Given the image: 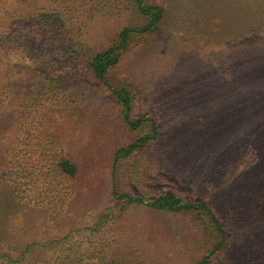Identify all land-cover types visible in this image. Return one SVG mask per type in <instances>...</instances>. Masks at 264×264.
Segmentation results:
<instances>
[{"label":"rangeland","instance_id":"obj_1","mask_svg":"<svg viewBox=\"0 0 264 264\" xmlns=\"http://www.w3.org/2000/svg\"><path fill=\"white\" fill-rule=\"evenodd\" d=\"M145 1L162 7L156 29L133 38L121 73L108 74L136 98L134 114L158 124L156 169L145 172V184L207 204L224 232L210 264H264V0ZM143 24L131 0H0V145L45 115L82 167V197L61 208L42 211L14 195L0 222V252L16 258L25 243L49 244L0 264H97L101 247L121 264H194L213 245L189 216L144 207L128 208L99 232L85 228L109 202L112 147L132 135L118 128L114 99L84 64L123 27ZM68 71L65 91L23 111L36 75Z\"/></svg>","mask_w":264,"mask_h":264},{"label":"trees","instance_id":"obj_2","mask_svg":"<svg viewBox=\"0 0 264 264\" xmlns=\"http://www.w3.org/2000/svg\"><path fill=\"white\" fill-rule=\"evenodd\" d=\"M131 2L135 10L145 18V24L123 27L115 42L91 54L84 64L88 70V79L100 81L114 99L116 113L113 119L118 128L132 135L130 142L117 143L112 147L107 195L109 202L98 210L92 217V223L85 228L91 233L99 232L130 207H144L174 215L183 214L189 216L190 221L199 225L214 241L213 245L206 250L205 255L194 263L210 264L211 257L224 242V232L220 224L204 201H190L173 190H154L145 184V172L152 173L156 169L154 150L156 149L158 124L153 117L147 114H134L137 110L136 98L125 87H114L108 78L111 72L121 73L122 55L129 48L131 40L154 31L162 17L160 5L150 4L145 0H131ZM39 18L49 19V15L40 13ZM75 45L71 47L70 52L76 60V56L82 51V46L77 42ZM68 73L69 71L56 76L36 75L37 86L33 93L32 103L29 101L23 104V111H27L31 106L40 105L43 98L50 100L56 97L58 92L65 91L71 80L69 79L67 84V78H70ZM64 83L66 85L62 86ZM5 100V93L0 91V107L3 106ZM40 118L43 123L41 120L34 122L31 129H28L29 125L25 127L23 123L11 145L6 148L0 145V222L13 207L14 195L28 200L34 208L42 211L45 207L54 208L55 203L61 208L65 205L67 198L82 197L76 188L78 184L76 180L82 171L78 155L70 150L71 143L58 140L53 132H50L45 115ZM133 188L137 192H134ZM52 215H56L54 210L51 211ZM4 236L2 233L0 239ZM36 244L46 247L49 242L25 243L16 258L8 253L0 252V260L6 263H17L30 253ZM99 250L96 252L97 264H121V261L106 259L107 249L105 247ZM88 256L94 257L95 253ZM67 260L69 261V258Z\"/></svg>","mask_w":264,"mask_h":264}]
</instances>
